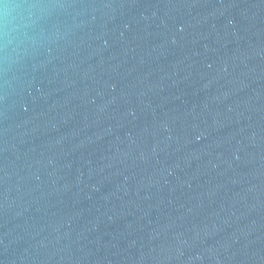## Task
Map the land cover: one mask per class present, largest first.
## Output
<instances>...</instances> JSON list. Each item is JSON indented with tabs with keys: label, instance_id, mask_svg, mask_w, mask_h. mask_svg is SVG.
<instances>
[{
	"label": "water",
	"instance_id": "95a60500",
	"mask_svg": "<svg viewBox=\"0 0 264 264\" xmlns=\"http://www.w3.org/2000/svg\"><path fill=\"white\" fill-rule=\"evenodd\" d=\"M0 264H264V0H0Z\"/></svg>",
	"mask_w": 264,
	"mask_h": 264
}]
</instances>
